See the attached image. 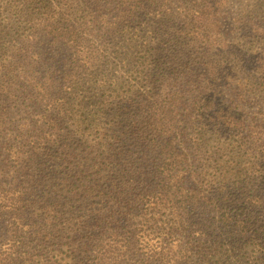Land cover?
<instances>
[{
  "label": "trees",
  "instance_id": "trees-1",
  "mask_svg": "<svg viewBox=\"0 0 264 264\" xmlns=\"http://www.w3.org/2000/svg\"><path fill=\"white\" fill-rule=\"evenodd\" d=\"M229 1L0 0V264H264V0Z\"/></svg>",
  "mask_w": 264,
  "mask_h": 264
},
{
  "label": "rangeland",
  "instance_id": "rangeland-1",
  "mask_svg": "<svg viewBox=\"0 0 264 264\" xmlns=\"http://www.w3.org/2000/svg\"><path fill=\"white\" fill-rule=\"evenodd\" d=\"M240 3H243L242 0H230L229 1V5L227 7V15H229V18L227 20H225L223 23L225 24V29H230L231 26V17L237 13H239V5ZM261 10L263 11L264 8H261ZM227 16H225L224 18H226ZM244 78V76L240 75L239 77ZM238 82V81H237ZM236 82V83H237ZM249 100V104L248 105H253V110H257L258 108L264 107V99L261 96L258 95H251V97H248Z\"/></svg>",
  "mask_w": 264,
  "mask_h": 264
}]
</instances>
